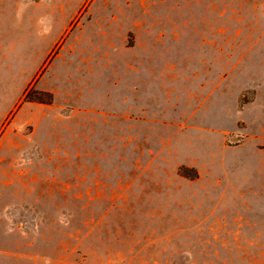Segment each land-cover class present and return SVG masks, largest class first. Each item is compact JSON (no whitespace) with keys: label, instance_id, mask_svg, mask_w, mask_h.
I'll return each mask as SVG.
<instances>
[{"label":"rangeland","instance_id":"obj_1","mask_svg":"<svg viewBox=\"0 0 264 264\" xmlns=\"http://www.w3.org/2000/svg\"><path fill=\"white\" fill-rule=\"evenodd\" d=\"M0 264H264V0H0Z\"/></svg>","mask_w":264,"mask_h":264},{"label":"crops","instance_id":"obj_2","mask_svg":"<svg viewBox=\"0 0 264 264\" xmlns=\"http://www.w3.org/2000/svg\"><path fill=\"white\" fill-rule=\"evenodd\" d=\"M109 35V34H108ZM69 48L70 49H72L73 48V46H69ZM8 101V97H7V92H6V95H5V98L4 97H2V99H1V104H3L4 102L6 103ZM29 105H33V103H29ZM32 107V106H31ZM17 114V115H16ZM18 114H19V112H16V113H12L11 114V116H10V118H9V120H8V122H7V124H6V126H5V130L6 131H8L9 129H13V127L15 126V125H17L18 123H19V120H20V118L18 119ZM41 117V116H40ZM39 117V118H40ZM30 119L31 120H35V121H38V117L37 116H35V115H31L30 116Z\"/></svg>","mask_w":264,"mask_h":264},{"label":"trees","instance_id":"obj_3","mask_svg":"<svg viewBox=\"0 0 264 264\" xmlns=\"http://www.w3.org/2000/svg\"><path fill=\"white\" fill-rule=\"evenodd\" d=\"M24 99L27 100L26 95L24 96Z\"/></svg>","mask_w":264,"mask_h":264}]
</instances>
